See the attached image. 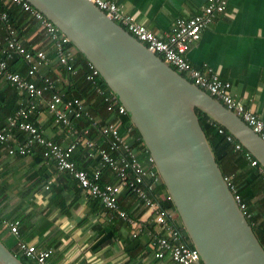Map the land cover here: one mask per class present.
<instances>
[{"label": "built area", "instance_id": "1", "mask_svg": "<svg viewBox=\"0 0 264 264\" xmlns=\"http://www.w3.org/2000/svg\"><path fill=\"white\" fill-rule=\"evenodd\" d=\"M87 1L142 42L148 50L159 56L177 73L219 100L264 142V120L255 112L246 109L231 94L230 82L219 79L215 73L194 68L187 59L191 45L199 40L202 31L218 15L226 12V0H206L198 14L187 19L175 20L165 39L148 30L134 16L122 13L114 1ZM10 6H18L30 20L36 22L37 29L34 35H41L45 39V46L27 49L26 40L20 38L9 25L6 26V34L0 40V78L14 87L22 99L20 107L7 118L6 126L0 129V148L8 155L16 157L38 153L44 161L53 163L59 173L66 172L71 175L81 189L101 202L104 209L109 212L110 218L116 217L128 225L132 237L147 231L153 239L155 259H166L167 264H199V254L186 241L184 228L178 221L176 222V212L164 208L161 204L162 200H170L169 196L154 192L161 179L150 156L145 159L139 158L143 149L142 145L138 144L134 125L130 122L129 125L123 126V132L120 130L122 118L128 117L127 112L111 91H104L98 85L100 78L98 71L88 63L90 72L87 80L92 87H95L96 93L103 97L108 113L103 123H99L98 117L91 114L90 105L86 100L66 99L64 93L55 85L62 80L51 77L45 72L51 67L52 58L48 55V52H51L56 65L63 67L67 75H75L76 71L72 65L73 52L68 47L69 40L51 21L25 0H0L1 23H7L8 20L7 13L1 9ZM16 56L26 64L25 74L9 69L8 63ZM66 79L63 82H66ZM41 103L44 104L55 125L72 135V142L66 145L56 143L46 137L31 120ZM79 119H83L88 126L76 129L74 122H78ZM218 132L222 133V130L219 129ZM94 134L101 138V143L92 137ZM226 139L228 142L235 141V150L241 151L242 146L231 135L226 136ZM105 144L107 148H104ZM78 147L87 151L88 158L95 160L99 157V164L94 167L91 174L76 168L72 155ZM113 154L116 156L114 157ZM245 159L252 166L258 164L249 153L245 154ZM106 165L111 170L115 182L101 184L102 168ZM257 167L261 173H264L262 166ZM225 179L238 207L248 218L250 214L245 203L239 195L234 194L230 180ZM123 190L132 193L140 205L148 211L154 230L119 207L118 198ZM18 226L19 221L4 220L0 217V228L7 229L16 239L15 254L33 264H54L52 249L38 248L33 243L19 240Z\"/></svg>", "mask_w": 264, "mask_h": 264}, {"label": "crops", "instance_id": "2", "mask_svg": "<svg viewBox=\"0 0 264 264\" xmlns=\"http://www.w3.org/2000/svg\"><path fill=\"white\" fill-rule=\"evenodd\" d=\"M111 1L117 4L122 13L134 16L162 39L170 33L175 20L198 14L206 2ZM226 1V12L218 15L202 31L199 40L191 45L187 59L194 68L215 73L219 79L230 82L231 94L246 109L264 120V0ZM35 32L26 38L25 46L44 47L45 39L41 35H34ZM37 37V43L31 45ZM48 55L52 53L48 52ZM74 55L77 56L76 51ZM50 58L53 62L50 70L45 72L49 74L54 71L62 80V73L56 70L60 67L53 57ZM17 67L18 63H14L13 68ZM56 87L61 89L62 82ZM8 92L4 80L0 79V102H6L4 99L1 101V94ZM3 116L0 110V129L6 126ZM32 117L43 134L56 143L66 145L73 141L69 132L55 125L43 103ZM92 137L101 142L97 134ZM236 164L237 168L232 167L234 170L229 169L231 166L225 169L228 179L237 189L248 187L252 192L251 197H243V200L258 225L264 215V196H254L253 192L257 189V182L263 185L264 173L248 161ZM122 206L132 217L154 230L150 214L138 200L124 198ZM103 209L98 199L90 197L71 175L59 173L53 163L38 158L36 154L10 156L0 148V217L19 221V240L33 243L38 248L52 249L54 264L168 263L166 259L154 258L153 239L147 231L132 237L125 222L116 217L110 218L109 212ZM177 221L180 224L176 217ZM13 238L7 229L0 228V240L15 252L16 240Z\"/></svg>", "mask_w": 264, "mask_h": 264}, {"label": "water", "instance_id": "3", "mask_svg": "<svg viewBox=\"0 0 264 264\" xmlns=\"http://www.w3.org/2000/svg\"><path fill=\"white\" fill-rule=\"evenodd\" d=\"M25 1L65 35L125 108L199 264H264V247L234 199L197 111L264 168L259 136L89 1ZM0 264L25 263L0 240Z\"/></svg>", "mask_w": 264, "mask_h": 264}, {"label": "trees", "instance_id": "4", "mask_svg": "<svg viewBox=\"0 0 264 264\" xmlns=\"http://www.w3.org/2000/svg\"><path fill=\"white\" fill-rule=\"evenodd\" d=\"M1 10L7 13L8 20H7V23H1L0 22V40L3 39V37L6 34V26L7 25H9L14 31H16L17 35L24 40H26V38L28 36H30V34L35 32V30L37 29L36 22L29 20L28 15L26 13L22 12L18 6H10L8 8L4 7ZM38 40H39V38L37 37V39L34 42H32L31 45H34L35 43H37ZM31 47H34V46H31ZM31 47H28V45H26L27 49H31ZM68 47L70 48V50L72 52L76 51L70 42L68 44ZM48 50H50V47H48ZM76 54H77V56L74 55L73 60H72V65L74 67L73 69L76 71L75 75H73V76L69 75V74L67 75L65 72V69L63 67H60V66H59L60 68L56 69L57 71L62 73L63 77H65L62 79L63 87H61V89H59V90L62 93H64V96L66 99L78 98V99L86 100L90 105L89 109H90L91 114L93 116L98 117L99 123H103L108 117V113L106 112V109H105L104 99H103V97L99 96L96 93L95 87L94 86L92 87V84L90 83V81L87 80V77H88L89 72H90L89 65H88L89 62L79 52L76 51ZM50 57H54V55L52 54V55H50ZM14 63H18L19 67H17L16 69L13 68ZM8 67L11 71H17L21 74H25L26 70H27L26 64L17 56L14 57V59H12L8 63ZM49 75L51 77H57L56 72H54V71L52 73H49ZM0 79H2V78H0ZM64 79H66V82L65 81L63 82ZM4 82L6 85V91H10L8 93L1 94V96H2L1 101H3V99L6 101L5 103H4V101L0 102V110L4 115L3 120L6 123L7 118L9 116L13 115L17 111V109L20 107L19 100L22 97L18 94V92L14 89V87H12L7 81L4 80ZM55 85L58 86V83H56ZM98 85L104 91H107V92L110 91L108 89V87L106 86V84L104 83V81L101 79V77L98 80ZM7 100H10V101L7 102ZM197 115H198L200 125H201L202 129L204 130L205 135H206L207 139L209 140V142L212 146V150H213V153L215 155L216 162H217L218 166L220 167V170H221L223 176L225 178H228L229 176H228L225 169H227L228 166H231L229 169L237 168L236 165H238V164H236V163H238L239 161H241V162L247 161L245 159V154H248V152L243 147H242L241 151H236L235 147H234L235 141L234 142H228L227 141L226 136H228L229 134L227 133V131L225 129L221 128L216 123L212 122L205 114L197 111ZM31 120L33 121L34 118L31 117ZM130 122L131 121L128 117L122 118V120H121L122 124H121L120 130L123 132L124 127L129 125ZM5 123H4V125H5ZM74 124H75L74 127L76 129L85 128L88 126V123H86L83 119H79V121L74 122ZM219 129L222 130V133L218 132ZM12 130H14V129H12ZM91 132L94 133L93 131H91ZM134 133H135V136L138 138V144H141L142 149H143L142 153L139 155V158L143 159L144 157H148L149 153L146 150L145 146L143 145V142H142L140 135L138 134L137 130H134ZM103 146H104V148H107L106 144ZM75 152H76V154H75ZM75 152L72 155V159L74 160V162L76 164V168L80 169V170H86V171H88V169L90 168V170L88 172H90V174H91L94 167H96L99 164V157H96L95 160L92 158H88L87 157V151L82 147H78V149ZM36 156L38 158H41V155L38 153L36 154ZM113 156L115 157L116 155L113 154ZM257 166L261 167L259 163L257 164ZM255 177H257V175H255ZM261 180H262V178H261ZM113 182H115L114 176H113L111 170L106 165L102 168L100 183L104 184V183H113ZM230 184L233 185L234 194L239 195L243 202H244L243 197H251L252 196V192H250L247 189L248 187H243L240 190V189H237L233 183L230 182ZM256 187H257V189L254 190L253 195L255 196V195L262 194L264 196V183H263V185H261L260 181H259V182H257ZM154 192L158 195H161L163 193H165L167 195L165 186L163 185L162 182L156 187ZM124 198L135 199V197L128 190H124L120 194V196L118 198V204L122 209L128 211L125 207L122 206V200ZM262 202H264V200H262ZM161 204L164 208L169 209V210H173L175 212V209H174V206H173L171 200H162ZM261 205L263 206L262 203H261ZM246 207H247V205H246ZM103 211H104V209H103ZM248 213H249V211H248ZM176 217L179 220L177 214H176ZM247 220L250 223V225L252 226L253 232H254L255 236L257 237V239L259 240V242L261 243V245H264V215L262 216V220L258 225L256 223H254V222H256V219L252 216H249L247 218ZM186 241L191 246L188 238L186 239ZM15 255L17 257H19L25 264L27 263L26 259L22 258L21 256H19L17 254H15Z\"/></svg>", "mask_w": 264, "mask_h": 264}, {"label": "rangeland", "instance_id": "5", "mask_svg": "<svg viewBox=\"0 0 264 264\" xmlns=\"http://www.w3.org/2000/svg\"><path fill=\"white\" fill-rule=\"evenodd\" d=\"M260 221H261V220H260ZM254 223H256V222H254ZM13 239H14V238H13ZM15 240H16V239H15ZM15 240H14V241H15ZM15 244H16V242H15ZM27 263H28V262H27Z\"/></svg>", "mask_w": 264, "mask_h": 264}, {"label": "clouds", "instance_id": "6", "mask_svg": "<svg viewBox=\"0 0 264 264\" xmlns=\"http://www.w3.org/2000/svg\"><path fill=\"white\" fill-rule=\"evenodd\" d=\"M207 93V92H206ZM208 94V93H207ZM213 98H215V97H213ZM216 99V98H215ZM219 101V100H218ZM261 166V165H260Z\"/></svg>", "mask_w": 264, "mask_h": 264}]
</instances>
